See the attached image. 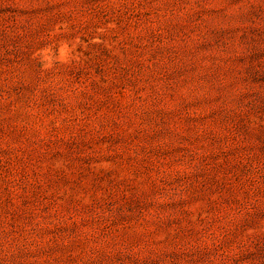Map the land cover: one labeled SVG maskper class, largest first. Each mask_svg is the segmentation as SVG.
I'll list each match as a JSON object with an SVG mask.
<instances>
[{"label": "rangeland", "instance_id": "obj_1", "mask_svg": "<svg viewBox=\"0 0 264 264\" xmlns=\"http://www.w3.org/2000/svg\"><path fill=\"white\" fill-rule=\"evenodd\" d=\"M0 264H264V0H0Z\"/></svg>", "mask_w": 264, "mask_h": 264}]
</instances>
